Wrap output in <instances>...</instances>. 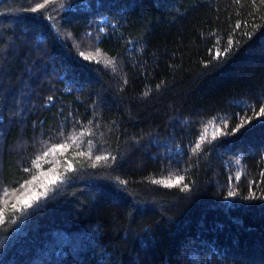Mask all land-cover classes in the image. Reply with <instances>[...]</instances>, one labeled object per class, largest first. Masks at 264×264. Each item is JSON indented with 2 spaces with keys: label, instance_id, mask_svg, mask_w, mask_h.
<instances>
[{
  "label": "trees",
  "instance_id": "1",
  "mask_svg": "<svg viewBox=\"0 0 264 264\" xmlns=\"http://www.w3.org/2000/svg\"><path fill=\"white\" fill-rule=\"evenodd\" d=\"M26 1L0 0V264H264V4Z\"/></svg>",
  "mask_w": 264,
  "mask_h": 264
},
{
  "label": "snow or ice",
  "instance_id": "2",
  "mask_svg": "<svg viewBox=\"0 0 264 264\" xmlns=\"http://www.w3.org/2000/svg\"><path fill=\"white\" fill-rule=\"evenodd\" d=\"M48 2H49V0H45V3H48ZM235 2L236 3H240V0H235ZM252 2L253 3H256V0H252ZM259 3L260 4H264V0H259ZM43 7H44L43 4H37L35 8H32L31 9V11L36 12L38 9L43 8ZM239 26H240L239 25V22H237V28ZM100 31H104V30L103 29H100ZM86 35H90V34H86ZM225 51H227V50H225ZM96 54H97V56H99V54H100L99 49H97V53ZM79 55L81 57H83L84 59H86V60H92V59H94V57H92V56H85L84 52H80ZM105 64H114V61H112V60H105ZM49 100H51V97H49ZM261 114H264V108H261L260 113H257V115H261ZM245 123H247V121H245ZM239 127H241V125H237V128H233L232 131L233 132H236ZM67 147H68L67 144L55 145V146H53V148L51 149V151L55 152L57 149L63 150V149H66ZM199 148H200V144L197 143L196 149L198 150ZM44 155L47 156L48 153L45 152ZM102 158L103 159H107V157H99V156L96 159L97 160H100ZM112 159H115V157H112ZM236 163L237 164L240 163L239 159L236 160ZM93 166H95V165H93ZM67 168H68V170H72V164L69 163L68 166H67ZM25 171H28V169H25ZM262 174H264V173H262ZM59 179H60L59 176L54 177L53 179H51L49 181V183L50 184H56ZM236 179L237 180L240 179L239 174H237ZM183 180H184V177L183 176H176L174 180H171V179H168V180H164V179H154V180L151 181V183L157 184V185H161L162 184V185H164L165 187H168V188H171V187H174V186L175 187H180V190L181 191H188L189 185L186 184V183H183L182 184ZM119 183L122 184V185H126L127 184V181L120 180ZM45 194H46V191H45V193H41V194H33L32 196L28 197L27 200H23L22 201L23 207L24 208L31 207V201L38 200L40 198V195H45ZM228 195L229 196H234L235 195V192L230 191L228 193ZM13 207H16V205H13ZM0 215H2V214H0Z\"/></svg>",
  "mask_w": 264,
  "mask_h": 264
},
{
  "label": "rangeland",
  "instance_id": "3",
  "mask_svg": "<svg viewBox=\"0 0 264 264\" xmlns=\"http://www.w3.org/2000/svg\"><path fill=\"white\" fill-rule=\"evenodd\" d=\"M26 1V0H25ZM26 2H29L30 3V5H32V4H35L36 3V1H33V0H27ZM68 36H71V35H68ZM78 41L79 42H82V40L79 38L78 39ZM100 58V57H99ZM46 80V79H45ZM0 81H1V79H0ZM1 141V140H0ZM57 167H59V166H57ZM40 178V177H39ZM40 181L41 180H37V181H33V183H30L28 186H26V187H24V189H22L20 192H19V190L18 191H13V192H10V193H8V194H6V199H5V201L4 202H7V201H13V202H18V203H20V200H22L23 199V196L27 193V192H29V193H31V191L32 190H30V189H32L34 186H36L37 185V183H40ZM30 190V191H29ZM19 192V193H18ZM58 243L57 242H54V243H51V244H49L48 245V251L44 254V253H42V258L43 257H46V256H48V253L50 252V247H52V246H55V245H57ZM66 243H61L60 245H65ZM73 245H74V243H73ZM53 258H50V256H48L47 257V261L48 262H52L53 260H52ZM40 261V260H39ZM39 261L38 260H36L35 261V263H39Z\"/></svg>",
  "mask_w": 264,
  "mask_h": 264
}]
</instances>
